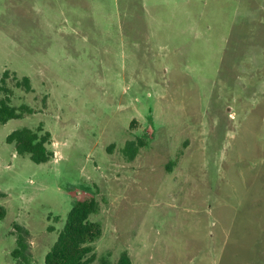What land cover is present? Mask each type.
Wrapping results in <instances>:
<instances>
[{"label": "rangeland", "instance_id": "374dc122", "mask_svg": "<svg viewBox=\"0 0 264 264\" xmlns=\"http://www.w3.org/2000/svg\"><path fill=\"white\" fill-rule=\"evenodd\" d=\"M6 71L33 113L0 125V264L91 199L93 264H264V0H0ZM40 127L36 164L7 137Z\"/></svg>", "mask_w": 264, "mask_h": 264}, {"label": "trees", "instance_id": "16d2710c", "mask_svg": "<svg viewBox=\"0 0 264 264\" xmlns=\"http://www.w3.org/2000/svg\"><path fill=\"white\" fill-rule=\"evenodd\" d=\"M9 72L6 71L1 79L0 95L7 94L0 101V125L9 120L23 118L31 114L32 109L22 106L20 109L10 105V89L6 86ZM17 87L29 92L32 90L31 81L24 77L17 81ZM7 142L14 145L19 155H28L36 164L48 163L54 158V152L49 148L52 143L51 133L42 127L36 131L22 128L12 132L7 137ZM125 153L129 159H134L137 148L133 142L126 145ZM99 211V203L95 199L77 202L70 210L65 226L60 232L57 241L47 253L45 264H93L97 260L95 243L102 237V227L91 220V217ZM18 247L12 253L17 264L23 262L29 264V244L27 238L29 232L24 227L17 226ZM23 261V262H22ZM102 264H111L107 260H101ZM116 264H133L128 253H123Z\"/></svg>", "mask_w": 264, "mask_h": 264}]
</instances>
